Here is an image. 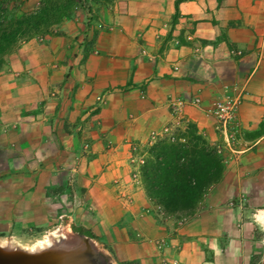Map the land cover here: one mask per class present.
Returning <instances> with one entry per match:
<instances>
[{
	"label": "crops",
	"instance_id": "obj_1",
	"mask_svg": "<svg viewBox=\"0 0 264 264\" xmlns=\"http://www.w3.org/2000/svg\"><path fill=\"white\" fill-rule=\"evenodd\" d=\"M96 6L83 35L81 23L62 21L44 52L24 45L0 72V224L42 213L61 187H87L120 238L111 246L118 261L161 264L153 241L163 238L176 264H264V0ZM220 92L239 97L225 129L207 114ZM178 109L175 138L162 141L185 137L187 149L213 143L221 153L201 150L212 152L216 173L196 213L171 230L117 196L134 195V150L161 140ZM135 213L133 226L118 227ZM132 227L141 241L128 238Z\"/></svg>",
	"mask_w": 264,
	"mask_h": 264
},
{
	"label": "rangeland",
	"instance_id": "obj_2",
	"mask_svg": "<svg viewBox=\"0 0 264 264\" xmlns=\"http://www.w3.org/2000/svg\"><path fill=\"white\" fill-rule=\"evenodd\" d=\"M15 1V0H14ZM20 1V0H19ZM15 2H18L15 1ZM14 2V3H15ZM24 2V0H21V3L19 5L17 4L16 10H21V4ZM39 0H37V4L33 2V5L35 8L38 6ZM89 7H94L93 11L86 9V4L78 3L74 8H72L69 15L63 16L59 23H55L50 25L47 29L41 32H37L35 34H32L29 38H22L17 41L13 49L10 53L17 52V50H20L24 45L26 49L32 50L33 53L36 51L44 52V37L46 36H62V33H64V30H59V24L62 21H71L75 23H81V29L79 31L78 35H83L85 33L86 29V23H90V20H92L95 16H97L96 8L97 6L95 4H87ZM34 8V9H35ZM33 9V10H34ZM19 12V11H17ZM80 27V26H79ZM31 41L30 44L27 41ZM76 44L78 42H75ZM9 54L5 55V65L2 66L1 71H4L6 67L8 66L9 62ZM44 56V55H43ZM43 56L41 57L42 60H44ZM37 61V58H35ZM42 63V62H41ZM40 63V65H42ZM35 65V66H34ZM34 68L37 67V64H33ZM8 74H12V72H8ZM10 80V79H6ZM224 92H220L219 95L214 97L213 100L218 99L219 97H222L224 95ZM212 100V102H213ZM211 102V104H212ZM210 109V108H209ZM208 109V110H209ZM207 114H210L207 112ZM172 115V124L166 125L162 127V135L161 140H154L153 138H150L149 144H146L144 147L141 146L140 148H136L134 150L133 155L130 158L129 166V179L131 180L132 187H133V196H127L124 194V196L120 193L117 196L118 198H121V201H126L130 203V201H133V205H135L138 208V216L142 219L140 212L146 211L147 209L149 212L148 215L153 218L151 220L153 222H157L158 224H161L166 229L170 228L171 230L176 227H180L190 216L194 215L198 209L199 203L197 202L195 207L189 212L183 214V212H169L165 210L161 204L158 203V199L155 196L150 195L147 192V189L145 187V182L142 177V171L144 169V165L146 164L147 160L151 157V147L162 141L166 137V139L173 141L174 140V133L173 130L178 127L180 124V121H182L183 117V109L175 110V112ZM211 115V114H210ZM212 116V115H211ZM214 119L215 117L212 116ZM216 121V119H215ZM217 122V121H216ZM218 123V122H217ZM219 124V123H218ZM183 131L180 133V136H183ZM224 143H228V137L227 134H224ZM165 139V140H166ZM154 140V141H153ZM182 143H186V138L183 137L181 139ZM207 143V142H206ZM213 143H207L203 146H198L199 150L203 149H212L217 152L221 153L220 146H214ZM63 191L60 192V196L56 195L55 198H51L48 202H44V209L43 212L40 213L38 211V215L30 217V219L22 218V219H16L15 221H12L10 224H0V240L4 242H10V240L18 245L21 246H34L37 244H40L44 242L48 237H51L52 242H54L58 237H62V240L65 242H71L76 239L77 232L72 231L71 227H82L85 229H88L92 237H89L94 245L95 250L98 253H101L108 264H132V262H124V261H118L116 257V252L112 250V247L114 248L115 243L120 242V238H115L111 233L110 225L105 221V218L102 217L101 212L102 210H99V206H97V203L94 199V201H90L87 193V187L84 188H74L73 190H69L70 192H65L63 188L61 187ZM69 189V188H68ZM141 192H143V196L140 195ZM89 200V202H88ZM233 204V203H232ZM130 205V204H129ZM47 206V207H46ZM233 206V205H232ZM47 209V210H46ZM45 210V212H44ZM143 212V213H144ZM142 213V214H143ZM136 219V213L134 216H130V219H124L121 218V221H118V227L122 228L125 226H133L131 221ZM131 220V221H130ZM125 223L124 226H122ZM117 225V224H116ZM134 227H136V224H134ZM137 228L132 227V231H130V234H132V237H128L130 240L134 241H141L142 234H140L139 231H137ZM58 233L57 237H52L54 234ZM65 232V233H64ZM59 233H62V236L59 235ZM129 233V232H128ZM66 237H64L65 235ZM88 237V236H87ZM156 241H161L163 243L162 247H157L155 245ZM96 244H95V243ZM153 244L155 245L156 249L162 254L160 256V260L164 259L166 262L169 260H174L175 264L177 263L176 258H170L165 255L166 249L169 248L170 244L163 238H158L153 241ZM112 246V247H111ZM159 260V261H160ZM253 263V261H251ZM161 263V261H160ZM260 263V262H259Z\"/></svg>",
	"mask_w": 264,
	"mask_h": 264
},
{
	"label": "trees",
	"instance_id": "obj_3",
	"mask_svg": "<svg viewBox=\"0 0 264 264\" xmlns=\"http://www.w3.org/2000/svg\"><path fill=\"white\" fill-rule=\"evenodd\" d=\"M15 1L0 0V70L5 65V55L18 40L59 23L78 3L86 4L89 11L87 4H103L111 0H39L38 6L31 11L16 10L21 0ZM150 150L151 157L142 171L147 192L155 196L165 210L189 213L205 188L204 183L216 173L217 162L212 152L195 149L192 145L187 149L183 143L165 141L154 144ZM71 229L92 237L88 229L75 226Z\"/></svg>",
	"mask_w": 264,
	"mask_h": 264
},
{
	"label": "water",
	"instance_id": "obj_4",
	"mask_svg": "<svg viewBox=\"0 0 264 264\" xmlns=\"http://www.w3.org/2000/svg\"><path fill=\"white\" fill-rule=\"evenodd\" d=\"M45 248L30 251L6 241L0 245V264H108L105 257L95 250L92 240L80 233L71 242L58 237ZM54 248L56 250L51 251Z\"/></svg>",
	"mask_w": 264,
	"mask_h": 264
},
{
	"label": "built area",
	"instance_id": "obj_5",
	"mask_svg": "<svg viewBox=\"0 0 264 264\" xmlns=\"http://www.w3.org/2000/svg\"><path fill=\"white\" fill-rule=\"evenodd\" d=\"M197 100H195L196 102ZM239 104V97H231L227 94L222 95L218 99L213 100L208 112L215 117L216 121L219 123L222 129H225L227 125L235 118L236 110ZM155 245L157 247H162L163 243L161 241H156ZM161 264H175L174 260H169L166 262L161 259Z\"/></svg>",
	"mask_w": 264,
	"mask_h": 264
},
{
	"label": "bare ground",
	"instance_id": "obj_6",
	"mask_svg": "<svg viewBox=\"0 0 264 264\" xmlns=\"http://www.w3.org/2000/svg\"><path fill=\"white\" fill-rule=\"evenodd\" d=\"M65 233V232H64ZM60 236H62V233H59ZM65 235V234H64ZM58 236V233L55 232V234L52 236V237H57ZM67 235H65L64 237H66ZM10 242H12L10 240ZM5 242L4 241H1L0 240V245L4 244ZM14 243V242H13ZM52 243V240H51V237H48L44 242L40 243V244H37V245H34V246H31V247H28V246H21V245H18L19 247H23V248H26V249H29L30 251H35L36 249H39V250H45V246L49 245ZM95 243V242H94ZM16 244V243H15ZM96 244V243H95ZM52 246V245H50ZM48 246V248L50 247ZM56 249H51V251H55Z\"/></svg>",
	"mask_w": 264,
	"mask_h": 264
}]
</instances>
